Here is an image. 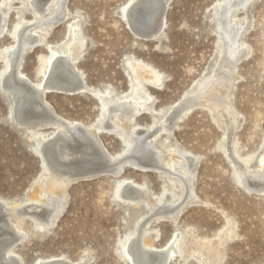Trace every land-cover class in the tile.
Listing matches in <instances>:
<instances>
[{"label":"rangeland","instance_id":"obj_1","mask_svg":"<svg viewBox=\"0 0 264 264\" xmlns=\"http://www.w3.org/2000/svg\"><path fill=\"white\" fill-rule=\"evenodd\" d=\"M128 1L65 0V6L70 20L79 19L88 42L77 66L90 87L117 94L129 91L132 72L128 60L133 59L161 74L159 87L143 82L153 96L154 116L139 114L132 121L149 128L154 117H167L213 73L220 51L214 18L219 0H170L161 33L150 39L137 36L129 28L122 11ZM21 7L19 2H12L5 22L7 32L16 28L14 11ZM237 14L242 17L246 13L241 10ZM247 14L251 24L242 35L247 53L235 63L229 89V99L237 113L231 136L225 138L226 127L218 113L202 105L185 111L170 133L171 140L196 154L198 163L193 179L195 200L175 219H151L146 225L148 230H157V247L164 245L173 232H181L182 254L177 252L169 264H198L204 253L199 244L216 245L218 234L224 236L227 227L235 234L223 241L222 255L215 264H264V192L249 191L238 183L234 175L243 172L231 159L247 158L248 166L255 168L264 153V0H254ZM22 16L26 21L33 19L29 10ZM66 22L44 36V43L56 51L64 50L69 37ZM11 43L9 36L1 37L0 51ZM48 53L46 47H36L24 55L21 67L24 65L22 69L31 80L40 78V59ZM46 99L63 117L100 127V108L90 94L51 92ZM10 107V97L0 87V198L11 203L22 201L25 210L32 211L35 203L28 199L34 195L41 175V159L35 153L39 146L28 131L14 124ZM99 135L108 151H121L123 145L113 133L101 128ZM164 135L161 133L157 139L163 140ZM126 177L146 186L154 198L161 195L168 182L162 171L128 164L118 175L72 181L66 187L65 208L53 227L37 228L33 217L24 218L25 235L14 246L24 264L53 256L79 262L87 254L88 264H132L122 255L127 236L135 233L137 224L148 215V208L124 201L115 193L117 182ZM194 249L199 250L192 252Z\"/></svg>","mask_w":264,"mask_h":264},{"label":"bare ground","instance_id":"obj_2","mask_svg":"<svg viewBox=\"0 0 264 264\" xmlns=\"http://www.w3.org/2000/svg\"><path fill=\"white\" fill-rule=\"evenodd\" d=\"M13 1L19 2L22 7L14 11L16 28L7 32L5 22ZM169 1L130 0L122 7L123 16L134 34L154 38L164 27V12ZM253 1H218L214 18L220 51L213 73L190 96L172 108L167 117H154L151 126L143 128L132 121L139 114L154 116L153 96L144 84L147 82L159 87L161 74L154 67L139 60H128L132 72L128 80L129 91L120 94L90 87L77 66L88 42L79 19H69L71 14L65 0H0V38L7 35L12 39V43L0 51V87L10 97L9 113L14 124L28 131L36 140L39 147L35 153L39 154L42 164L37 189L28 199L35 203L32 211H26L22 201L11 203L0 198V264H24L14 246L25 235L22 224L26 215L33 217L37 228L53 227L66 205V187L74 179L101 172L118 175L126 164L142 170L162 171L167 174L168 182L163 186L161 195L155 198L146 186L131 178H122L117 182L115 193L124 201L148 208V215L137 224L135 233L127 236L122 255L128 257L132 264H169L177 252L182 254L181 232H173L164 245L157 247L154 245L158 238L157 230L146 227L151 219H175L196 198L193 179L198 157L171 140L170 133L185 111L202 105L218 113L226 127L225 138L231 136L237 125V113L231 105L229 89L235 63L247 53L248 46L242 35L251 24L247 8ZM25 10L32 12V20L23 19ZM241 10L246 14L238 17L237 13ZM63 21H67L65 26L69 37L64 43V50L56 51L44 43V36ZM36 47H46L50 55L40 59L42 64L37 71L40 78L33 81L21 65L24 55ZM51 92L90 94L100 108V127L67 119L57 113L46 99V94ZM45 128L52 130L42 131ZM101 128L121 141V151H108L99 135ZM161 133H165L163 140L169 141L167 145L162 139H157ZM231 159L243 172L242 175L235 173V180L249 191L264 192V153L255 168L248 166L247 158L232 156ZM226 231L224 236L218 234L216 245L197 243L204 252L203 256L200 253L202 258H199L198 264H215L222 255L223 241L235 234L230 227ZM53 257L46 261L40 258L35 264H86L90 256L87 254L79 262L64 256Z\"/></svg>","mask_w":264,"mask_h":264},{"label":"water","instance_id":"obj_3","mask_svg":"<svg viewBox=\"0 0 264 264\" xmlns=\"http://www.w3.org/2000/svg\"><path fill=\"white\" fill-rule=\"evenodd\" d=\"M165 13V12H164ZM132 31V30H131ZM132 32H134V31H132ZM137 36H139V37H141V38H148V37H144L143 35H137ZM15 122V121H14ZM102 174H105V172H101V173H98V174H96V175H92V176H89V177H84V176H79V177H77L76 179H74L73 181H76V180H79V179H83V178H91V177H94V176H98V175H102Z\"/></svg>","mask_w":264,"mask_h":264}]
</instances>
